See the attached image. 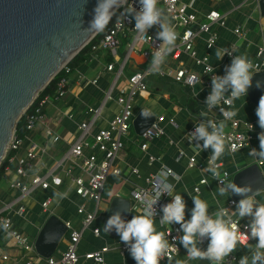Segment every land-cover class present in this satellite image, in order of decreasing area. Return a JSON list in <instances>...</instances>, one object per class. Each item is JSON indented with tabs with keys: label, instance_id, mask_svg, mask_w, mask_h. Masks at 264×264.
<instances>
[{
	"label": "crops",
	"instance_id": "obj_1",
	"mask_svg": "<svg viewBox=\"0 0 264 264\" xmlns=\"http://www.w3.org/2000/svg\"><path fill=\"white\" fill-rule=\"evenodd\" d=\"M258 1L218 0L211 2L210 0H184L188 11L196 15L200 22L204 20V15L210 11H216L224 18L225 25L223 27L212 26L218 35V39L215 47L211 50L210 63L217 73H221L226 61L225 57L222 60H217L216 49L225 50L232 44L235 46V55H247L252 61L257 60L264 63V15L259 12ZM159 7L161 6L159 5ZM237 27L244 31L243 38H239L234 34L233 30ZM149 30L158 31L156 27ZM203 38L202 36L195 42L198 55L204 52ZM118 39L119 46L116 57H112L107 50H99L91 54L85 62L78 65L67 76L69 84L65 96L60 100H50L44 106L45 124H36L31 131L24 135L18 150L13 153V162H7L10 173H4L3 171L0 180V215L9 217L13 228L25 235L33 248L41 228L49 217L54 216L63 223L69 222L71 226L80 228L81 216L76 214V208L81 204H85L87 210L91 211L92 203L85 202L74 194L72 183L64 173L61 187L49 188L44 191L36 190L22 201L13 203L18 193L10 189L9 183L16 180L13 174L16 160L23 157L29 147L34 145L37 153L36 159L32 162V167L27 171L26 176L46 174L77 138L80 132L79 125L90 122L94 117L89 135L86 137V142L91 146L93 135L98 130L106 128L108 122L119 110L116 102L119 89L126 87L127 79L134 73L147 71L152 58L144 59L140 55V51L147 48L140 43L135 44L133 52H126L123 57L122 52L125 48L128 51L127 44H132L134 39L130 34L125 37L119 36ZM259 51L261 52L257 56ZM171 55L169 54L166 57V62L162 68H175L178 64H182L190 71L200 73V68L184 55L181 54L177 60L173 59ZM108 64H114L115 70L107 72L105 68ZM118 68H121V71L110 92V99H105L106 93L114 82ZM91 80H95V84H91ZM146 82L147 91L139 94L134 99L135 102L142 100L144 104L137 112L133 111V113L137 114L145 109L155 118L163 116L164 121L161 122V126L164 129V135L151 141L146 151L141 152L138 147L139 138L131 133L132 128L130 129L129 135L123 140L124 147L114 161V165L120 170V176L116 177L120 182L111 187L104 200L109 204L113 197L123 198L117 195L118 191L125 192L128 195L127 200L130 202L127 219H131L133 215L139 214L131 201V190L137 186H142L146 176L156 174L164 166L175 174L174 177L169 178V181L174 185L173 193L183 195L186 200L187 209L189 210L186 219L190 218V209L194 206L189 194L205 200L210 206V212L216 211L220 206L224 207L232 198L230 196H219L211 174L206 171L210 150L203 151L191 144L186 137V131L195 126V122L198 121L202 112L207 113L208 118L220 121L216 112L214 110L209 111L204 105L206 88L199 85L192 88L184 87L169 80L158 78L156 74L151 72H148ZM134 100L132 103H134ZM234 108L237 111L236 119L241 122L252 123L259 132L260 127L256 116L257 106L253 105L246 95L234 102ZM96 110L98 113L95 118L94 112ZM169 120H173L175 125L170 124ZM46 126L60 138L58 142L51 143L46 139L44 135ZM252 148L259 149L258 134L249 147L226 154L217 163H220L222 169L227 171L231 177L237 171L253 163L258 164L262 174H264V160L254 159L250 156L249 152ZM93 153H95V149L87 148L84 150L85 156ZM149 156L154 158L153 162L148 160ZM189 157H194L196 161V166L193 169L187 168ZM198 166H201V168H198ZM68 167L67 164L63 165V172ZM133 170L136 171V174L132 172ZM70 176L84 177L77 167L73 168ZM201 179H205L206 183L199 186L198 183ZM116 186H119V188H115ZM195 186L199 187L198 195H194L192 192ZM103 195L104 192L101 199ZM46 198L51 199V204L47 211H43L40 204ZM257 199L264 202V192L259 193ZM10 204H12L11 208L5 210L4 208ZM19 205L25 207L23 217L15 215ZM107 208L104 212L98 211L97 219L92 224L93 227L101 228L100 234L95 237L89 229L83 232L77 247L80 256L78 264H93L83 260V254L103 246H109L111 250L104 255L102 264H135L130 254L122 256L117 253L118 246L122 244L119 237L108 236L102 231ZM242 221L249 222V219L244 218ZM54 233L56 232L48 234V237L44 239L43 244L45 246H50L55 241L53 238ZM67 237L68 234L65 232L51 256L58 257L65 250ZM250 243L254 244L256 241L252 240ZM206 246L207 241H205L203 247L206 248ZM3 253L8 254L11 260H24V253L15 247L5 232L0 231V255ZM246 253V249L240 248L233 254L240 258ZM35 254L37 253L35 252ZM186 259V250L181 245L179 254L163 264H177V261L184 262ZM35 264H43V262L36 260ZM187 264H209V261L195 260L188 261Z\"/></svg>",
	"mask_w": 264,
	"mask_h": 264
},
{
	"label": "built area",
	"instance_id": "obj_2",
	"mask_svg": "<svg viewBox=\"0 0 264 264\" xmlns=\"http://www.w3.org/2000/svg\"><path fill=\"white\" fill-rule=\"evenodd\" d=\"M127 7H135L139 10V0H125ZM211 2H216L218 0H210ZM159 5L168 15L169 19L175 26V29L178 33V40L176 42V48L171 53L172 58L177 60L181 54L186 58L190 59L195 63L197 67L200 68V73L190 71L185 65L178 64L175 68H162V70L156 74L158 78L169 80L175 84L192 88L194 86H203L206 88V93L204 98L206 99L207 95L211 91V77L212 75H224L225 65L231 63L232 56L235 55V46L234 44L230 45L225 51L231 55L225 54L226 63L221 69V73L216 71H208L209 69H214L210 63V54L211 50L215 47L218 35L212 26L217 25L223 27L225 25L224 18L216 11H210L204 15V20L199 21L197 16L188 11L187 4L184 0H160ZM135 21L132 18H127L123 20H114L107 26L106 30L103 32L102 36L98 42L91 47L93 53L98 52L99 50H107L112 57L117 56V50L119 46V36L125 37L127 34L133 36V43L127 44L128 53L134 51V46L137 43L145 45L147 48L140 51V55L144 59L152 57V53L157 50L160 41L155 39L156 32L151 30L148 31V35L142 40H137V34L134 31ZM234 34L239 38L244 37V31L237 27L233 30ZM204 37L203 46L204 52L201 55H198L197 49L195 48V42L197 39ZM258 52L257 56H259ZM129 55V54H128ZM127 55V56H128ZM126 56V58H127ZM252 61V60H251ZM253 64V73L260 72L264 69V63L258 62L257 60L252 61ZM107 72H112L115 70L114 64H108L105 68ZM64 72V76H61L57 79L52 95H43L33 100L31 105L28 107L31 108L28 113L27 110L23 113L25 114V129L26 133L31 131L36 124H45L43 108L50 100H60L63 98L67 92L69 81L67 76L70 74V69L65 65L60 72ZM121 68H118L114 82L111 85L110 90L106 93L105 99H110L109 95L113 89L118 76L120 74ZM149 71L134 73L127 79L126 87L119 89L116 102L119 106L118 112L112 117L108 122L107 127L104 129L98 130L93 135V143L91 146L86 142V137L89 135L90 126L94 122V117L90 122L82 123L79 125V135L70 145L65 154L54 164V166L42 176L31 175L30 177L26 176V173L32 167V162L36 159V147L34 145L30 146L26 151L25 155L16 160V166L14 169V176L16 180H13L9 183L11 190L18 193L16 199L13 201L20 202L23 199L29 197L36 190H47L49 188H59L63 184V173L72 183L74 194L82 199L83 201H88L92 203V210L88 211L85 204H81L76 208V214L81 216V221L79 222L78 227H73L69 222H64L66 228L67 245L65 250L58 257H49L47 259L40 258L34 252V248L30 246L27 238L21 232L13 228L11 219L7 216L0 215V231H3L7 236L12 240L15 247L21 250L24 253V260H11L8 254L3 253L0 255V264H35V261L43 262V264H78L80 256L77 252V247L83 232L89 229L93 236L97 237L101 228L93 227V222L97 219L98 215V205L101 200L105 183L110 176L119 177L120 170L114 165V161L117 158L118 153L123 149L124 143L123 140L129 135L131 129V123L135 116L132 110L133 100L141 93L147 91V82L146 76ZM95 80H91V84H95ZM225 107H228L227 105ZM219 117V120H223V116L219 112V109H213ZM98 111L94 112L95 118ZM164 121V117H157L155 122L140 136L138 147L141 152H145L148 144L154 139L160 138L164 135V129L161 126V122ZM173 126L175 123L173 120L168 121ZM226 137L227 143L232 146V152L247 148L254 141L259 132L254 128L252 123L241 122L234 117L233 120L226 121ZM253 126V127H252ZM194 127H191L186 131V137L189 141L187 133L194 131ZM252 128V129H251ZM251 129V130H250ZM44 135L48 141L51 143H56L60 138L55 135L49 127H45ZM21 144V140L17 139L13 134L6 151L15 153ZM192 144V143H191ZM194 145V144H193ZM195 146V145H194ZM87 148L95 149V153L84 155V150ZM5 154V156H6ZM5 158V157H4ZM14 156L11 155L7 158V162H13ZM79 160V162H77ZM150 162L154 161L152 156L148 157ZM68 165V169L63 172V165ZM219 164V171L221 172L222 178L231 181V175L222 169V165ZM196 166V161L194 157H189L187 160V168L193 169ZM74 167H77L84 177L76 176L71 177V171ZM201 168V166H198ZM161 170H170L164 166L158 170L159 173ZM136 174V171H132ZM172 172V171H171ZM4 173H10L9 167L6 165L4 168ZM156 174L148 175L144 178V184L142 186H137L130 192V198L134 206L137 208L138 213L140 212L142 205L139 203V198L142 197L145 193L150 194L153 191V182L156 178ZM224 173H227V176L224 177ZM174 176H169V178ZM213 179V177L211 176ZM215 186L218 187L219 181L213 179ZM206 183L205 179L199 180L198 185H204ZM194 195L199 194V187L195 186L192 190ZM175 195L174 193H172ZM233 199H230L224 207L230 209H235V204ZM171 202V197L167 194L163 195L156 205L157 208V220L156 225L159 231L165 232L166 238L168 239L170 245L173 243V237H178L180 234L177 230L179 225H159V218L162 216L160 212V207ZM238 202V201H236ZM51 204V199L46 198L41 202L40 207L43 211H47L49 205ZM12 204L6 206L4 209H10ZM25 214V207L19 205L15 211V215L23 217ZM241 231H245L244 225L248 222L240 221ZM111 250L109 246H103L99 249L86 252L83 254L82 258L85 261L92 262L93 264H102L104 261V255ZM117 253L120 255H129V252L124 244H120L117 248ZM181 251V245L178 241L175 244L174 248H170L166 253L165 257L161 259L160 264H163L171 260L179 254ZM239 258L232 254L229 258L226 259L225 264H238Z\"/></svg>",
	"mask_w": 264,
	"mask_h": 264
},
{
	"label": "clouds",
	"instance_id": "obj_3",
	"mask_svg": "<svg viewBox=\"0 0 264 264\" xmlns=\"http://www.w3.org/2000/svg\"><path fill=\"white\" fill-rule=\"evenodd\" d=\"M159 3L160 0H139L140 8L137 10L133 6L127 7L125 0H98L86 30L103 33L113 17L123 21L130 17L135 21L136 39L142 40L148 35L149 29L156 27L158 31L155 39L160 44L152 53L147 71L157 74L162 70L166 57L175 50L179 38L175 26L159 7ZM121 8L123 11H120ZM225 54L231 55L219 48L215 51L217 60H222ZM252 69V61L247 55H234L231 63L225 65L224 75H212L211 91L204 105L209 111L218 108L224 119L216 121L202 112L195 122L194 131L187 133L190 143L203 151L210 150L206 171L219 181L216 189L219 196L237 195L242 198L238 202L233 201L234 210L220 206L216 211L210 212V206L205 200L189 194L194 206L190 209V218L186 219L189 210L184 196L172 194L174 185L169 181V176L175 174L171 170H161L153 182L150 198L148 193L139 198L142 205L139 214L125 219L122 212L117 210L103 227L104 231H114L119 236L135 264H160L161 259L170 248L175 247L177 241L186 250L187 258L184 262L177 261V264H187L188 261L195 260L225 264L226 259L240 248L246 249L247 253L239 258L238 264H264V202L257 199L259 193L250 186H239L222 178L217 163L223 156L232 153V146L227 143L225 122L234 119L237 115L234 102L247 95L252 86ZM141 114L143 117L153 116L145 109H142ZM256 116L262 130L258 134L259 149L252 148L249 155L254 159L264 160V96L259 100ZM226 176L227 173H224V177ZM165 194L171 197V202L160 207L162 216L159 218V225H179L177 231L182 233L173 237L171 245L165 232L159 231L156 225V205ZM244 218H248L249 222L244 225L245 231H241L239 222ZM252 240L256 243H250ZM205 241L206 248L203 247Z\"/></svg>",
	"mask_w": 264,
	"mask_h": 264
},
{
	"label": "water",
	"instance_id": "obj_4",
	"mask_svg": "<svg viewBox=\"0 0 264 264\" xmlns=\"http://www.w3.org/2000/svg\"><path fill=\"white\" fill-rule=\"evenodd\" d=\"M97 2L0 0V164L23 113L60 70L96 36V32L86 29ZM258 9L264 15V0L258 1ZM126 52L127 48L122 52L123 57ZM246 96L258 106L264 96V71L254 72ZM141 113L142 110L135 114L131 123L137 137L156 120L155 116L143 117ZM231 181L239 186L248 185L258 193L264 192V174L256 163L237 171ZM230 197L235 201L242 198ZM129 208V200L113 197L108 204L102 231L108 236L119 237L114 231H104L103 227L117 210L127 219ZM53 232H56L55 241L45 246L44 239ZM65 232L62 221L49 217L33 244L35 252L44 259L51 257Z\"/></svg>",
	"mask_w": 264,
	"mask_h": 264
},
{
	"label": "trees",
	"instance_id": "obj_5",
	"mask_svg": "<svg viewBox=\"0 0 264 264\" xmlns=\"http://www.w3.org/2000/svg\"><path fill=\"white\" fill-rule=\"evenodd\" d=\"M120 11H123L122 9H120ZM117 16H119V12L117 13ZM117 20L116 17H113V20ZM111 23V22H110ZM109 23V25H110ZM108 25V26H109ZM103 33H97L96 36L82 49L80 50V52H78V54H76L66 65L67 67L70 69V73L80 64H82L83 62H85L91 54H93V52L91 51V47L93 45H95L98 40L100 39V37L102 36ZM110 61V58H109ZM61 76H64V72L61 71L59 72L51 81L50 83L39 93L38 97H41L43 95H52L53 94V90H54V85L57 81V79ZM31 108H29L27 110L26 113H28L30 111ZM26 134V129H25V114L21 116V118L19 119V121L17 122L16 128H15V132L14 135L17 139L22 140L24 135ZM11 155H13V152H7L5 158L2 160L1 164H0V180L3 176V171L5 166L7 165V158L10 157ZM120 180L114 176H110L106 183H105V187H104V194L107 195L111 189V187H113L114 185L119 184Z\"/></svg>",
	"mask_w": 264,
	"mask_h": 264
},
{
	"label": "rangeland",
	"instance_id": "obj_6",
	"mask_svg": "<svg viewBox=\"0 0 264 264\" xmlns=\"http://www.w3.org/2000/svg\"><path fill=\"white\" fill-rule=\"evenodd\" d=\"M144 103H143V101L142 100H137L136 102H135V100H134V103H132V109H133V111L134 112H137L138 110H139V108L141 107V105H143ZM131 133H133V130H131L130 131ZM115 188H119V186H116ZM114 189V188H113ZM112 189V190H113ZM117 195H119V196H121V197H123V198H125V199H127L128 198V195L125 193V192H123V191H121V192H119L118 191V193H117ZM107 195H103V198L100 200V202H99V206H98V211H100V212H104L105 210H106V208H107V205H108V202H106L105 200H104V197H106ZM62 219H63V216L61 217ZM66 219V218H65ZM50 224H52V225H54L52 222L50 223ZM51 229V228H50Z\"/></svg>",
	"mask_w": 264,
	"mask_h": 264
}]
</instances>
